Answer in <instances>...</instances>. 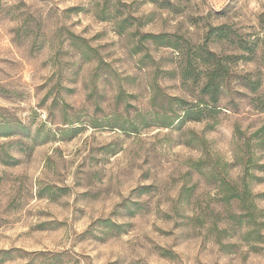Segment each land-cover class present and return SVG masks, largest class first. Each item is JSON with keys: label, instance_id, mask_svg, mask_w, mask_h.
Wrapping results in <instances>:
<instances>
[{"label": "clouds", "instance_id": "1", "mask_svg": "<svg viewBox=\"0 0 264 264\" xmlns=\"http://www.w3.org/2000/svg\"><path fill=\"white\" fill-rule=\"evenodd\" d=\"M112 2L116 4V0ZM124 2L129 3L130 7L123 15L115 16L110 22L98 26L107 33L106 40L97 41L98 44L115 42V47L109 48L107 52L113 53L109 57L110 63L117 59L120 61L113 64L114 68L119 69V76L101 71L93 79L92 70L97 68L101 59L96 57L86 65L79 82L70 83L73 66L80 62V55L73 53L61 60V66L69 65L63 86L77 89V92L72 96L60 93V107L56 109L54 119L46 118L44 113L53 111L49 105L52 99L58 98L57 93L53 92L48 103L41 109L36 108L34 103L44 94L41 92L31 99L25 97L23 101L14 95H0V106L8 109L7 112H0V120L7 117L13 124L30 126L33 137H60L66 129L81 125L90 127L96 121L105 122L102 129L91 128L92 136L96 146L111 144V150L123 149L117 158L123 174L114 177V165H108L112 171L107 176L103 164L100 167L90 165L82 170V174L76 177L81 186L74 187L70 196L60 199V203L66 207L65 216L69 218L66 229L68 235L71 236L89 224L90 232L97 236H105L109 228L119 232L116 226L128 219L131 210L136 212L137 221L143 216V226L137 230L136 239L127 238L131 240L130 244L124 243V239L120 241V255L125 258L126 264H135L137 261L139 264H192L188 259L189 253L198 247L203 235L191 242V248L188 244L173 247L171 241L175 235L165 238L153 230V225L174 234H207L210 222L203 228H197L183 219L199 216L195 202L192 207L176 202L180 187L185 183L182 175L195 162H203L201 172L205 178L218 171L225 162L231 164L234 161L239 163L231 177L242 176L250 156L264 164V151L256 147L259 140L253 136L264 127V0H220L219 3L217 0H169L172 7H161L163 0ZM103 4L104 0H87L84 7L91 8L95 13ZM225 6V13L219 17L212 12L213 9ZM56 7L68 5L60 0H51L45 8L37 0H0V24L6 32L11 30L10 35L21 45V53L24 54L27 47L44 40L45 35L51 39V29L47 27V9ZM37 9H43V13ZM42 15L44 27L40 25ZM129 16L136 17V21L123 35H117L118 26ZM78 18L64 20L57 13L53 23L56 27L62 24L71 26ZM215 25L226 26L219 30L222 34H209ZM137 33L169 35L160 36L158 40L145 39L143 49L131 55V49L140 43L139 35L133 39ZM165 40L170 47L161 46ZM241 41L247 42V49L241 46ZM55 52V48L46 49L44 55L33 62L35 75L29 91L44 82L41 77L45 73H41L39 64L55 57ZM107 52L102 53V56H107ZM210 52L215 55H210ZM167 56H171L170 62L162 59ZM146 57H151V62ZM221 65L227 70L228 76L222 82H216L219 88L217 103L204 89L210 85L212 74ZM56 70L50 63L46 74L51 75ZM188 70L194 71L195 76H186ZM128 76L133 79H124ZM56 83L53 80L49 89ZM18 86L5 82V87L11 89ZM232 102L239 105V114L233 111ZM65 104L71 107L65 109ZM33 112L39 113V116L34 118ZM237 128L243 135L236 131ZM9 139L22 140L24 145L32 143L30 137L13 136ZM0 143L6 144L3 137H0ZM7 150L13 157L24 158V153L15 145ZM102 157L103 153L97 158ZM145 160H148L147 164ZM0 168H3L2 164ZM55 171L66 172L67 179L64 175L52 178L45 172L51 183H73L74 169L57 166ZM145 172H150L151 178L139 180L141 173ZM138 180L140 183L160 186L161 194L157 196L153 192L141 197L136 193L129 196ZM81 192L103 193L101 200L106 203L101 205L99 211L92 205L93 211L84 220H80L78 215L79 223H74L71 219L72 207H83L87 203L71 205V200ZM56 195L59 196L58 193ZM138 199H146L152 205L150 215H144V210L137 208L135 202ZM261 207L264 208V205ZM163 212L172 216V219L165 221L162 218ZM176 212H179L180 219ZM98 216L106 217L110 223H96ZM157 216H161V219H157ZM177 224L180 227L174 228L173 225ZM219 228H230V225L221 223ZM249 232L258 234L261 239H245ZM225 244H236L237 250L231 255L220 256L217 249ZM172 253L178 255L173 256ZM201 259L205 264H264V217L255 225L246 226L229 239L220 241V244L209 243ZM0 264L19 262L0 259Z\"/></svg>", "mask_w": 264, "mask_h": 264}, {"label": "rangeland", "instance_id": "2", "mask_svg": "<svg viewBox=\"0 0 264 264\" xmlns=\"http://www.w3.org/2000/svg\"><path fill=\"white\" fill-rule=\"evenodd\" d=\"M37 2L47 8L51 0H37ZM60 2L66 3L68 7L47 9V27L51 29V39L45 35L44 40L34 42L27 47L24 54L21 53V45L10 35L11 30L6 32L3 25L0 24V95H14L23 101L25 97L31 99L43 92L40 100L34 101L35 107L42 109L48 103L52 93L56 92L58 98L52 99L51 105H49L53 111L44 113L48 119L55 118V111L60 107V93L72 96L77 92V89L63 86L67 74L66 69L69 67L68 64L61 66L63 58L69 57L73 53L80 55V62L73 66L74 70L71 73L70 83L79 82L81 75L85 73L86 65L96 57H101V59L97 68L92 70L93 79L101 71L110 72L114 76L120 75L119 69L113 67V64L120 62L119 59L110 63L109 57L113 53L107 52L109 48L115 47V42L98 44L97 41L106 40L107 36L106 31L103 28H98V26L110 22L115 16L123 15L124 11L130 7V4L124 0H116L115 5L112 0H104L103 7L97 6L99 10L93 13L91 8L84 7L87 0H60ZM217 2L219 3L220 0ZM166 3L169 6H166L168 5ZM160 6L172 7L169 0H163ZM226 7L213 9L212 12H215L216 16L219 17L225 13ZM37 11L43 13V9H37ZM57 13L64 20H71L73 17L79 18L75 19L71 26L62 24L60 27H56L53 20ZM136 19L134 16H129L122 21L125 22L122 27L123 30L119 29L120 24L117 35H123ZM43 20L42 15L41 27L45 26ZM219 26L225 25H215L213 28ZM71 28L75 30L72 31ZM135 35L140 36V43L131 49V55H135L143 49V41L147 39V35L157 34L137 33L133 35V39ZM241 43L247 47V42L241 41ZM52 48L56 49L55 57H50L49 60L41 61L39 64L41 73H45L41 77L44 82L37 84L29 91V86L33 84L35 75L33 62L43 56L46 49ZM66 48L70 51L65 50ZM105 52H107V56H102V53ZM145 59L151 62V57ZM162 59L170 62L172 58L167 56ZM50 63L57 70L51 75H47L46 72ZM124 79H133V77L128 76ZM53 80H56L57 83L49 89L48 86ZM5 82L19 86L11 89L5 87ZM45 89L48 91H44ZM89 98L86 97V99ZM232 103L233 111L239 114V105H236L235 102ZM70 107L71 105H64L65 109ZM7 111L8 109L0 106V112ZM32 115L36 118L39 113L33 112ZM16 119L19 120L18 117ZM32 122L34 123L35 119ZM104 123L103 121H96L90 127L81 125L78 128L66 129L64 135L60 137L55 135L33 137L30 126L19 123L13 124L7 117L0 120V125H2L0 126V137H3L6 142V144L0 143V164L3 165V168H0V259H13L19 264H37V261L38 264H126L125 258L120 255L122 251L120 241L124 239V243L130 244L131 240L127 239L128 237L136 239L137 230L143 226V216L140 217V221H137L136 212L130 210L128 219L116 226L120 231L116 232L109 228L103 237L90 232L91 224L79 228L78 231L69 236L66 231L69 218L65 216V205L60 203L63 196L72 194L74 187L81 186L76 177L80 176L82 170L90 165L100 167L103 164L105 176L112 171L108 165L115 166L114 177L123 174L117 160L120 151L123 149L121 148L120 151L111 150V144L96 146V141L92 136L91 128L102 129ZM236 131L240 132V129L237 128ZM240 135L243 133L240 132ZM13 136L30 137L32 143L24 145L22 140H10L9 137ZM253 136L259 140L256 147L264 151V127L254 133ZM89 141L92 143L90 144ZM13 145L24 153L23 159L9 155L7 149ZM101 153H103V157L98 159L97 157ZM78 159L79 163H77ZM144 163L147 164L148 160H145ZM238 163L237 161L231 164L225 162L218 171H214L205 178L201 172L203 162H195L192 168L182 175L185 183L180 187L176 202L186 207H192L193 202H195L199 216L183 217V219L197 228H203L206 223L210 222L211 227L207 230L206 235L200 232L174 234L153 225V230L158 231L165 238L175 235V239L171 241L173 247L188 244L191 248V242L203 235L204 238L200 240L198 247L189 253L188 259L192 261V264H205L201 257L207 251L209 243L220 244V241L229 239L246 226L255 225L258 220L264 217V208L261 207L264 205V174H260L264 173V164L256 162L250 156L243 168V175L232 178L231 173L235 172ZM57 166L74 169L72 184L59 181L50 182L49 177L45 176V172L49 173L52 178L64 175L67 179L66 172L55 171ZM197 175H199V179H197ZM145 177L150 179L151 173H141L139 180H143ZM109 178L111 179V177ZM139 180L131 188L129 196L136 193H139L141 197L149 196L153 192L157 196L161 194L160 186L140 183ZM116 182L119 183V179ZM224 186L235 188L238 192H241L242 188L245 187L249 191L246 201L242 204L234 199L229 202L230 205L227 204V200L221 191ZM57 193L59 196L56 195ZM102 195L103 193L100 192H81L73 198L71 205L85 201L87 203L83 207H72V221L79 223L78 215L80 220H84L89 212L93 211L92 205H95V210L99 211L101 205L106 203L101 200ZM135 204L139 210H144V215L151 214L152 205L148 200L138 199ZM161 211L163 210L161 209ZM175 214L178 219L181 218L179 212ZM108 215H112V213H108ZM248 215H251V218H248ZM234 216L241 217V225H236V220L232 218ZM162 218L167 221L171 220L172 216L163 212ZM157 219H161V216H157ZM247 220L250 223H247ZM101 221L106 224L110 223L104 216H98L95 220L96 223ZM225 222L230 225V228L220 229L219 225ZM173 227H180V225H173ZM249 233L251 235L246 236V233L245 239H261L256 233ZM6 244L7 247H5ZM236 250V244H225L221 245L217 252L220 256H225L233 254ZM172 255L177 256L178 254L172 253ZM114 256L115 259H113ZM135 264H139V262L137 261Z\"/></svg>", "mask_w": 264, "mask_h": 264}, {"label": "trees", "instance_id": "3", "mask_svg": "<svg viewBox=\"0 0 264 264\" xmlns=\"http://www.w3.org/2000/svg\"><path fill=\"white\" fill-rule=\"evenodd\" d=\"M168 4V3H166ZM165 6V5H164ZM166 6H169L166 5ZM125 24V22H122L121 25H120V30H123V25ZM225 26H219V27H212L210 29V32L209 34L211 35L212 32H217L218 34H222L219 32L220 29L224 28ZM160 36H167V34H160V35H147L146 38L147 39H153V40H158ZM161 46H165V47H170L171 45L168 44V42L165 40ZM241 46L242 47H245L242 43H241ZM247 49V47H245ZM210 55L214 56L215 53H209ZM186 76H195V72L192 71V70H188L186 72ZM228 76V72L226 69H224V67L221 65V66H218L217 70L212 74V78H211V81H210V85L208 87H206L204 89V92L205 93H208V94H211L214 98V100L218 103L219 100H218V95H219V88L217 86V80L219 81H223L225 77ZM249 83H253V82H249ZM222 193L224 194L223 196H225V200H227V204H229L230 201L234 200V199H237L239 201V203H244L247 199V195H248V190L244 187L242 188L241 192H238L237 189L235 188H231L229 186H224L222 189H221ZM230 205V204H229ZM251 215H248L247 217L248 218H251L250 217ZM236 220V225H241L242 224V221L240 220L241 217H232ZM247 223H250V221H246ZM246 224V223H245ZM251 234L250 233H247L246 236H250Z\"/></svg>", "mask_w": 264, "mask_h": 264}]
</instances>
